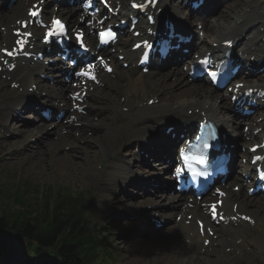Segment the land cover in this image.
I'll return each instance as SVG.
<instances>
[{"label": "trees", "instance_id": "1", "mask_svg": "<svg viewBox=\"0 0 264 264\" xmlns=\"http://www.w3.org/2000/svg\"><path fill=\"white\" fill-rule=\"evenodd\" d=\"M26 189L23 193L11 195L7 192L3 195L7 200L11 199L19 206L14 209L4 205L0 206L1 229L9 228L13 232L23 234L29 240L40 242L41 245L57 242L64 254L72 253L71 244L74 249L84 251L90 235L82 230L85 222L81 216H78L79 201L71 196H66L65 199L60 198L54 204L53 210L50 211L48 206L50 191L45 190L43 197L38 200L36 196L26 199L28 188ZM72 237H74L73 241ZM92 243L90 241V249ZM53 245L55 246V244Z\"/></svg>", "mask_w": 264, "mask_h": 264}, {"label": "rangeland", "instance_id": "2", "mask_svg": "<svg viewBox=\"0 0 264 264\" xmlns=\"http://www.w3.org/2000/svg\"><path fill=\"white\" fill-rule=\"evenodd\" d=\"M137 90V89H135ZM28 138H14L12 140H8L4 143V148H2V152H6L9 150L12 152L11 159L4 163H0V169H4L3 173H0V187L2 189H8L10 191H13L14 188L17 186L16 183L19 182V180L23 179L26 176H30L39 183L38 185L42 186V184H48L52 187L54 185L55 187H60L63 185H70L74 187L75 192L83 191L86 194H90L92 199L90 200L87 209L90 212V217L92 219H97L102 222L101 215L97 213L98 210L103 209L104 203L103 200H98L95 196H97L99 193H97V187L96 184L90 185L87 181L85 182L82 179L84 173H80L77 171V168L79 167L82 162L76 163L74 166H76V169H72L70 167H74L70 165L69 163L65 162L64 159H58L56 161L51 160L49 162L48 166H45V163L41 161V156L38 154V156L32 152V155L29 154V152H16L17 147L22 142H26ZM26 154H25V153ZM91 158L94 160L96 158L95 151H93L92 154L89 155V158L86 162H83L85 164L91 163ZM89 167V166H88ZM80 167L79 169H81ZM86 169V166H84ZM1 172V171H0ZM7 172L9 175H7ZM89 172L87 174L88 176L92 173L91 169L87 168L85 173ZM55 179V182H54ZM90 185V186H89ZM89 186V187H88ZM92 188V190H91ZM89 192V193H88ZM96 192V193H95ZM95 193V194H94ZM107 196L108 194L105 193ZM4 205L9 208H16V204L13 203L12 200L8 201L6 198L0 194V206ZM114 228L117 226L112 224ZM16 240L14 239V242ZM122 245V244H119ZM134 244H131V247L134 248ZM121 251L117 255V261H121L122 258L125 256V254L131 253L129 252L130 249L128 247L126 248H120ZM124 252V253H123ZM132 254H136L139 257L148 258L149 260H152V264L156 258H158L160 255L162 256L163 253L161 252L160 246L152 247V251L150 249H145V247H142L141 249H137L136 251H132ZM160 256V257H161ZM182 260V258L180 259ZM216 260V258H215ZM258 261H260V258H257ZM261 262V261H260Z\"/></svg>", "mask_w": 264, "mask_h": 264}, {"label": "bare ground", "instance_id": "3", "mask_svg": "<svg viewBox=\"0 0 264 264\" xmlns=\"http://www.w3.org/2000/svg\"><path fill=\"white\" fill-rule=\"evenodd\" d=\"M236 1H239V2H236ZM232 6H233V9L232 8H230V10H236V11H231V14H232V17L234 18V19H237V20H239L240 21V19H241V23H239L238 25H242V24H244V25H246V24H248V23H251V22H253L254 20H253V17L254 16H257V17H260L259 16V14L261 13V12H263L264 11V3H259V2H257L256 0H233V3L231 2L230 3ZM245 4H247V5H249L250 7H252V10H251V12H245V10L243 11L242 10V8H245V7H243V5H245ZM256 4V7L254 6ZM255 7V8H254ZM229 19H230V17L228 16L226 19H225V16L223 17V20H224V27H222V28H215V31H214V38L215 39H218V38H220V36L221 35H223L224 33H227V34H231L233 31L232 30H237V28L235 27V28H232V26L231 25H229ZM243 19V20H242ZM246 23V24H245ZM260 27V26H259ZM252 33V32H251ZM251 33H249L248 34V38H251ZM219 41V40H218ZM248 43H244V47H246L247 49H250V47L251 46H253L254 45V43H251V44H249L248 46ZM128 54V59L130 60V62H133V55H134V53H132V52H129V53H127ZM22 71H24V70H22ZM22 71H18V72H16L15 74H9V75H16V74H20ZM178 78H179V76L178 75H176L175 76V78H174V81L173 82H170V83H168L167 85H175V82H177L178 81ZM27 76L25 75L24 77H22L21 79H20V82H21V84L22 85H24V84H27ZM17 81H19V80H17ZM164 81H167V79H165ZM164 81H161V80H158V79H156V77H151V76H144V79H143V81L139 84V89L141 90V91H143V92H148L149 91V93H150V98L151 97H153V96H155V98L158 100V101H162L163 100V98H168L170 95H173L174 97H185V96H189V95H187V93H185V91L186 92H189L188 90H186V89H184V88H179V89H182V90H173V89H168V88H166V89H162V88H158V87H154L153 85H155L154 84V82H158V83H164L165 84V82ZM180 83H182V82H180ZM119 85H123L122 84V82H116V83H114V84H105L104 85V87H105V89L108 91V92H110V93H112V94H116V93H119V92H121L120 91V86ZM157 85V84H156ZM186 87V86H185ZM145 88H151V90H145ZM88 90V89H87ZM154 91H156V92H154ZM166 92V94L167 95H164V92ZM107 92V93H108ZM86 94H87V91H86ZM109 94V93H108ZM146 94V93H145ZM145 94H144V96L143 97H145ZM207 95H205V97H206ZM94 98V95H91V97H90V99H93ZM106 98H101V101H102V103L104 102V100H105ZM135 101V99H134V96H129V101ZM184 101H186L188 104H193V102L191 101V98H189V97H185L184 99H183ZM96 101H98V97H97V99H96ZM186 102H183L181 105H184ZM203 106L201 105V108H202ZM178 109H180V108H178ZM98 111L99 113H100V115H102V119L99 121V123L100 124H102V125H106V118L105 117H103V114L105 113L104 112V110H105V107H103V106H101V107H96L95 109H94V111ZM105 116V115H104ZM105 134L107 135V137H108V140L107 141H105V143H107V145H112V144H115L117 141H119V138L117 137L118 135H117V133L116 132H113V131H110L109 133H106L105 132ZM249 136H250V134H248ZM70 139V141L71 140H75V138H73V137H71V138H69ZM99 147H100V149H102V151L104 152V145H102V144H100V142H98V144H97ZM106 146V145H105ZM70 165H72V166H74L71 162L69 163ZM74 167H76V166H74ZM70 168H72L73 169V167H70ZM87 180L88 181H91V178H87ZM99 191H100V189H98ZM240 195H237V194H233V196L231 197V201H234V202H240V200H239V198H237V197H239ZM238 208L241 210V209H243L244 208V205L240 202V203H238ZM257 217H259L258 215H257ZM261 222H264V220L262 221V219H261ZM259 225H261V226H264V224H259ZM188 228V227H187ZM264 229V228H263ZM183 232H185V230L183 231ZM256 244L257 245H260V246H264V233H262V235H260V237H259V239H258V241L256 242Z\"/></svg>", "mask_w": 264, "mask_h": 264}, {"label": "snow or ice", "instance_id": "4", "mask_svg": "<svg viewBox=\"0 0 264 264\" xmlns=\"http://www.w3.org/2000/svg\"><path fill=\"white\" fill-rule=\"evenodd\" d=\"M30 14H31V15H36L35 12L30 13ZM18 35H19V34H18ZM102 35H103V34H102ZM17 43L22 45L23 41H19V40H18ZM0 51H3L4 54L7 55V56H14V55L16 54L15 51H9V50H7V49H3V50H0ZM81 74H82V75H86V74H88V73H81ZM213 75H215V74H213ZM261 178L264 179V175H262ZM213 214L215 215V206H213ZM246 219H247V218H246Z\"/></svg>", "mask_w": 264, "mask_h": 264}]
</instances>
